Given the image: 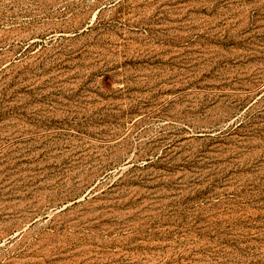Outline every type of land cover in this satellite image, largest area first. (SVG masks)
Wrapping results in <instances>:
<instances>
[{"label": "rangeland", "instance_id": "obj_1", "mask_svg": "<svg viewBox=\"0 0 264 264\" xmlns=\"http://www.w3.org/2000/svg\"><path fill=\"white\" fill-rule=\"evenodd\" d=\"M0 264H264V0H0Z\"/></svg>", "mask_w": 264, "mask_h": 264}]
</instances>
